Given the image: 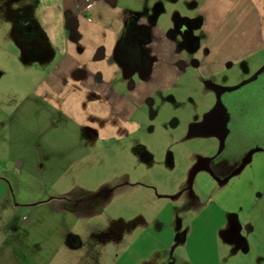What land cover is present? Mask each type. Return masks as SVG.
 I'll list each match as a JSON object with an SVG mask.
<instances>
[{
  "label": "rangeland",
  "instance_id": "1",
  "mask_svg": "<svg viewBox=\"0 0 264 264\" xmlns=\"http://www.w3.org/2000/svg\"><path fill=\"white\" fill-rule=\"evenodd\" d=\"M47 1L56 0H0V166L7 158V145L9 149L17 132L11 116L28 99L44 98L41 80L60 56L61 50L45 31ZM255 1L260 12H264V0ZM145 2L115 0L127 12H143L148 4ZM233 3L235 0H158L153 6H160L147 13L167 35L185 18L198 20V24H191L198 40L196 47L207 39L208 31L222 20ZM140 15L128 13L123 27L129 19ZM65 23L66 52L76 56L82 66L64 92L54 96L53 103L61 113L74 116L75 121L81 120L75 114L84 117L89 133L98 136L96 142L85 146L92 149L97 145V149L90 152L91 157L71 163L68 172L56 181V193L53 190L48 195L78 201L108 185L113 192L107 200H89L90 214L74 221L66 219L77 239L71 241L72 248L66 245L57 254L38 252L36 246L41 242L48 243V247L53 244L54 234L64 228L65 218L55 219L50 207L41 203L20 207L18 213H13L9 206L3 214L8 221L0 222V244L5 243L0 264H117L130 245L138 255L122 263L138 264L140 258L147 257L139 264H162L169 250L171 260L176 259L177 263L264 264V150H255L249 163L224 186L205 173L198 176L200 192L188 181L192 163L212 159L222 148L221 137L198 135L192 127L193 122H203L217 102L213 84L237 86L252 77L263 69L264 52L261 62L254 63L250 73L236 67L220 77H209L186 67L193 49L192 44L186 43L180 51L185 73L174 87L156 90L145 104L135 105L137 111L131 119H123L107 103L94 108L75 81L80 74L90 71L119 92L138 87L146 67L142 61L138 67L139 60L130 51L144 49L143 43L124 44L126 49L122 46L118 11L98 10ZM121 32L122 38L126 29ZM174 40L179 45L184 41L178 33ZM206 50L204 46L202 52ZM226 74L232 80L228 81ZM57 120L62 118L58 116ZM54 133L62 135L59 129ZM140 145H145L148 159H142ZM70 156H60L55 163L64 164ZM30 160L34 163V157ZM35 172L44 173L39 168ZM57 173L59 170L51 177ZM66 191L71 195L63 196ZM10 201L12 204L13 200ZM23 216L25 222L15 230V218ZM19 233L25 234L22 242L26 250L16 245L15 236ZM51 256L55 257L53 261Z\"/></svg>",
  "mask_w": 264,
  "mask_h": 264
},
{
  "label": "crops",
  "instance_id": "2",
  "mask_svg": "<svg viewBox=\"0 0 264 264\" xmlns=\"http://www.w3.org/2000/svg\"><path fill=\"white\" fill-rule=\"evenodd\" d=\"M87 1H90L91 4L89 9L86 8ZM145 1L148 4L142 8L143 12H127V10L116 5L115 0H56L46 2L45 31L55 47L61 50L60 56L54 68L47 72L41 80V95L43 94L44 98L40 96L38 101L28 99L19 105L11 116V122L16 126L17 132L10 140L9 149L7 145V158L0 166V222L8 221L4 219L3 214L6 213L9 206L13 213H18L20 207L36 206L40 203L41 205L45 204V207H50V214L54 215L55 219L58 217L65 218L64 228L56 231L54 234L56 238L51 242L53 244L48 247L45 245L48 243H38L36 246L38 252L54 251L57 254L67 245L68 234L72 228L66 219L74 221L80 219L81 216L78 211L65 207L66 198H63L62 201L61 198H56L57 195L55 194L48 195V192L54 190L53 192L56 193V181L62 179L63 174L68 172L71 163H77L81 159L91 157L90 152L97 149V145L92 149L90 146L88 148L85 146L87 143L96 142L98 136L89 133V124L84 121V117L75 114L81 119L75 121L74 116L71 117L67 112L61 113L53 103L54 96L64 92L67 83H70L73 77L78 75L82 66L81 61L76 56L66 52L65 22L68 19L79 18L85 13L93 15L98 10L118 11L122 21L118 29L121 38V31L124 28L123 22L128 13H140L139 21L149 22L148 13L150 14L153 8L157 7V5L155 7L153 5L158 0ZM263 15L264 12H260V6L255 0H235V3L224 16L225 18L223 17L213 29L208 31L207 39L198 44L194 50L195 53L192 52V57L187 60L186 67L199 71L205 76L218 75L220 77L226 71L236 69V67H241L246 73H250L254 63L261 62L264 52ZM89 20L93 19L89 18ZM151 22L150 28L153 39L150 48L157 55L158 61L155 63L151 75L146 80L141 81L137 88L129 89L126 93L119 92L117 88L111 87L104 79L90 71L80 74L77 82L75 81L77 89L87 93L88 99L93 102L91 104H94V108L107 103L120 118L131 119L133 113L136 114L137 111L135 105L145 104L149 96L158 89L173 88L179 77L185 73L176 67V62L182 58V54L176 49V41L171 40L157 22L153 24ZM203 23L204 20H201V27ZM204 46L207 50L202 52ZM226 75L228 81L232 80L229 74ZM215 85L223 84L217 83ZM232 87L235 85L226 84L224 88ZM58 116L62 118L60 122L57 120ZM93 126L91 125V128ZM95 128L96 126H94ZM57 129L62 132V135L54 133ZM55 148L58 150L55 151ZM68 154L71 155L70 159L64 164L55 163L60 156L64 158ZM32 157H34V163L30 160ZM38 168L42 169L46 175L44 173L38 174V172L36 174L35 170ZM56 170H59V173L51 177V174L55 173ZM68 195L71 194L66 191L63 196L68 197ZM11 199L13 200L12 204L10 203ZM19 217L15 218L17 219L15 230L20 229L19 225L25 222V216ZM24 236V233H19L15 238L16 245L18 247L23 246L24 248L21 249L26 250L27 247L22 242ZM18 240H20L19 243H17ZM4 244H0V251ZM36 251L33 253L36 254ZM136 255L134 249H131L127 258L131 259ZM52 257L51 260L53 261L55 257L53 259ZM120 259H118V263H122Z\"/></svg>",
  "mask_w": 264,
  "mask_h": 264
},
{
  "label": "flooded vegetation",
  "instance_id": "3",
  "mask_svg": "<svg viewBox=\"0 0 264 264\" xmlns=\"http://www.w3.org/2000/svg\"><path fill=\"white\" fill-rule=\"evenodd\" d=\"M159 6L158 4L157 7ZM154 20L152 16L149 18V22L146 23L139 21V17L129 19L124 23L127 27H124L126 29V34H122V38L119 40L123 47L124 44L136 45L139 44V42L143 43L144 49H138L139 51L137 53L135 51H130L132 56L137 57L139 60L137 66L141 67L143 62L146 67V70L143 71L144 76L141 78L142 81L146 80L151 75L154 65L158 61L157 55L151 51L150 48L153 39L150 22L152 21V24L156 23ZM198 22V20L183 19V21H180V23L176 25L177 28L173 27L168 33V36L170 34L171 36L169 37L173 41H175L174 39L177 33L182 38V41L184 40L182 44L176 45L178 52L184 50L182 47L187 43L186 46L192 44L190 47H193V49H190L189 52L193 54L192 52L197 48L195 44L198 40L194 38L191 24H198ZM124 48L126 49V47ZM184 63L183 60L181 61L179 59L176 62L177 69L183 72L181 66ZM224 87L225 85L213 84L217 97L216 104L212 106L211 110L205 115L203 122L192 123L193 129L197 131L198 135L214 134L222 139V148L216 157L209 160H199L198 162L192 163L189 167L191 168V176L188 181L192 182L193 187L199 190V192L202 189L198 183V176H200L201 173H205L210 178H213L212 180L214 182L224 186L245 163H249V159L252 158L255 150L259 148L264 150V71L259 75L256 81L237 91H230ZM135 88L137 87H131L130 90ZM160 90L162 89H158L157 91ZM150 97L147 100H149ZM139 149L140 153H142V159H148V153L144 152L145 145H140ZM112 192L113 189L108 185L106 189L99 188L92 193L86 194L78 201L72 198H66L65 201L67 203L65 207L70 210L78 211L80 216L90 214L91 206L88 205V202H90L89 200L93 199L91 201L96 202L108 198ZM248 229L250 231L252 230L250 226ZM105 237H108V235ZM76 239L74 231H71L68 234L67 246L72 248L71 241H76ZM119 241H121V239ZM73 246H75L74 243ZM129 249L133 250L134 247L132 245L127 247L124 254H122L121 261L128 257ZM163 250L164 249H162V252ZM135 253L138 255L137 251H135ZM166 254L168 255L164 258L162 264H186L184 262L177 263L175 258L174 261L171 260L169 250ZM146 258L147 257L140 258L137 263L144 262ZM131 263L132 261L118 264Z\"/></svg>",
  "mask_w": 264,
  "mask_h": 264
},
{
  "label": "water",
  "instance_id": "4",
  "mask_svg": "<svg viewBox=\"0 0 264 264\" xmlns=\"http://www.w3.org/2000/svg\"><path fill=\"white\" fill-rule=\"evenodd\" d=\"M136 37V36H135ZM264 71V68L259 70L258 72H256L252 77L248 78L247 80L243 81L242 83H240L238 86L232 87V88H227L230 91H237L239 89H241L242 87L256 81L259 77V75Z\"/></svg>",
  "mask_w": 264,
  "mask_h": 264
},
{
  "label": "built area",
  "instance_id": "5",
  "mask_svg": "<svg viewBox=\"0 0 264 264\" xmlns=\"http://www.w3.org/2000/svg\"><path fill=\"white\" fill-rule=\"evenodd\" d=\"M86 8H87V9L91 8L90 1H87V3H86Z\"/></svg>",
  "mask_w": 264,
  "mask_h": 264
}]
</instances>
